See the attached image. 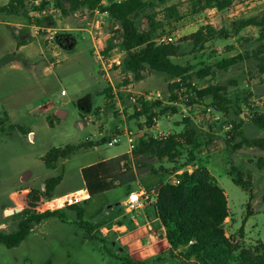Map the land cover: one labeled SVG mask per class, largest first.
Wrapping results in <instances>:
<instances>
[{"label":"rangeland","instance_id":"obj_1","mask_svg":"<svg viewBox=\"0 0 264 264\" xmlns=\"http://www.w3.org/2000/svg\"><path fill=\"white\" fill-rule=\"evenodd\" d=\"M191 1L168 0L166 5L156 2V12L165 6L176 5L183 15L181 21L157 31V39L163 35L176 34L177 42H180L205 26L210 25L219 30L230 27L236 20L264 14V0H235L227 11L209 9L196 15L191 13ZM8 2L0 0V6ZM35 4L38 5L39 1ZM55 9L51 4L46 10ZM150 13L152 11L148 8L145 14ZM27 14L31 19L37 18V13L30 9ZM143 15L134 19L141 31L148 28ZM52 18L53 22H47L51 24L47 26L56 29L57 33L73 34L76 42L67 41L68 49L65 50L55 41H47L44 36L35 37L44 52L36 68L33 60L27 61L25 54L18 53L17 44L21 40L20 33L27 34L29 40L33 39L32 21L25 14L0 18V120L5 123V131L0 132V230H14L19 220L17 215L32 205L34 199L31 193L25 192L18 196L29 198L28 204L17 202L16 206L14 204L12 208L4 210L10 202L11 194L19 187L34 185L37 186L35 191L40 192L43 191L40 185L45 179L60 175L64 177L60 190L65 191L75 185L81 187V167L129 152L130 137L136 147L138 141L147 136L161 138L162 134L168 136L181 133L188 128L184 126V120L189 119L190 127L196 130L197 137L195 147L186 148L178 160L183 167L175 171L174 164L166 160L158 162L157 166L162 165L168 170V176L157 174L142 177L141 187L150 190L164 181L174 183L178 176L186 172L193 174L199 167L207 168L228 197L230 218L226 220L227 235H232L234 240H240L246 245L255 244L259 240L264 242V151L248 148L235 150L227 145L233 121L243 123L242 130L247 138L264 137V129L252 122L254 111L263 110L264 76L259 75L258 62L253 59L226 71L214 68V74L204 80H198L194 75L205 67H215L223 59L257 49L260 45V30L255 27L246 28L237 37L208 45L212 49L204 53L193 52L192 42H187L182 44L183 55L174 58L176 63L193 68L190 74L194 78L195 87L220 85L227 88V96L232 105L225 115L214 110L210 98L196 103L189 101L182 91L172 92L170 86L173 81L166 74L147 71L143 80H136L132 73L125 71V52L119 45L120 29L115 31L120 24L113 17L105 16L100 25H93L92 14L63 17L61 12H57ZM93 28V35L100 32L97 38L105 41L106 46L109 40L114 39L115 46L105 57L119 59L121 65L108 69V74L103 71L92 49L89 31ZM37 44L34 43L28 49ZM227 48L232 49L228 52ZM49 66L52 68L46 71ZM62 90L67 93L64 98L61 96ZM105 94L106 98L103 96ZM146 96H150V99L145 100ZM176 97H183V100L173 101ZM144 102L154 108L153 113L158 114L161 107L170 106L177 108L178 114L156 117L154 124L149 125L151 123L147 117L135 116ZM245 102L250 103L251 109L242 112L239 105ZM48 104L55 107L54 111L64 110L67 116L60 119L54 111L43 114L40 108ZM37 106L40 108L36 109ZM6 113L15 115L18 126L15 130H11L14 123L7 118ZM48 116L52 117L53 127L49 126ZM30 132H34L33 137L29 136ZM115 136L120 137L118 144L109 146L105 143L82 149L65 164L60 161L56 170L49 169L42 160L54 148L78 146L85 142L101 144L103 139L109 141ZM231 166L249 172L253 185L251 194L233 183L229 175ZM23 179H26L25 185ZM133 188L138 189V186L134 184ZM16 197H13L14 200ZM127 198L128 188L117 187L79 205L85 212L82 219L76 209L68 207L62 210L61 218H50L36 226L19 247L8 249L0 245V264H128L124 259L131 257L127 255L123 242L112 238L103 240L99 232L101 227L108 226L116 217H122L128 227L133 226L134 217L140 224L147 222L143 209L137 208L135 213H126L124 205ZM16 209L23 211L14 212ZM86 223L89 227H85ZM155 229L159 230L160 225ZM241 229L244 232L243 238L240 235ZM92 236L98 239H91ZM158 257L162 260L159 261ZM143 262L197 264L173 259L169 253H161Z\"/></svg>","mask_w":264,"mask_h":264},{"label":"trees","instance_id":"obj_2","mask_svg":"<svg viewBox=\"0 0 264 264\" xmlns=\"http://www.w3.org/2000/svg\"><path fill=\"white\" fill-rule=\"evenodd\" d=\"M39 1V4L35 3ZM168 0H123L120 3H113L107 8H102L103 12H108L111 17L120 24L119 45L125 52L123 60L124 70L132 73L136 80H143L147 71L166 74L173 81L170 90L182 91L187 95L189 101L196 103L203 102L210 98L212 107L219 113L225 115L229 113L232 105L228 98L227 88L220 85H209L204 88L194 86V78L190 72L191 66H183L174 61V58L183 55V45L192 42V51L206 52L211 50L210 44L225 41L237 37L249 27L260 30V45L252 52L239 54L237 56L223 59L215 67L208 66L194 75L198 80H204L214 74V68L219 71H226L231 67L248 60L258 62L257 69L260 76H264V14L260 17L236 20L230 27L216 29L213 26H205L189 37L183 38L174 44H159L155 33L164 29L167 25L177 23L183 19L178 6H165L156 12V2L166 5ZM101 0H9L7 5L0 6V18L20 16L25 14L27 19L32 21V25L47 26V22L52 23V17L42 19L30 18L28 10L42 12L51 4L61 11L63 17H68L75 11L88 8L95 10L99 7ZM235 0H192L191 13L196 15L209 9H217L220 12L229 10ZM150 8L152 13L145 14ZM144 14L148 28L145 31L137 28L134 19ZM162 16L159 18V16ZM67 41L76 39L69 32L57 33L55 43L63 49H68ZM20 46V44H19ZM114 39L109 40L105 54L113 50ZM232 48H227L230 52ZM106 96V94H105ZM191 98V99H190ZM183 100V97L174 98L173 101ZM159 107H161L159 105ZM242 112L251 109L249 102L239 105ZM151 108L144 102L140 112L136 113V118L147 117L149 125H153L155 118L163 117L167 114L177 115L178 109L175 107H161L160 112L153 113ZM50 127L54 126L51 116L47 117ZM252 122L260 129H264V106L263 110L256 109L252 117ZM184 126L188 127L181 133H172L164 138L147 136L138 141L132 154H125L106 161L95 163L81 170V177L88 189L90 198L104 194L117 187H127L128 195L133 190V185L142 177L148 175L161 174L168 176V170L164 166H157L158 162L164 160L174 164V170L178 171L183 166L178 162L180 156L186 148H194L196 145V130L190 127V120H184ZM5 123L0 120V132L5 131ZM233 130L227 145L235 150L243 148L259 149L264 151V137L249 139L245 136L242 128L243 123L232 122ZM18 128L11 126V130ZM108 143L103 139L101 144L85 142L78 146H67L65 148H54L42 158L46 166L52 167L60 161H66L75 153L82 149L96 147ZM196 157V156H194ZM260 163L262 160L259 161ZM229 175L233 183L240 187L247 194L252 192V178L249 172L241 167L231 166ZM63 175L52 177L46 180L45 190L34 191V199L39 196L53 198L56 189L63 182ZM179 184L165 182L148 191L151 198L155 200L154 208L157 216L166 230V239L171 246L169 254L174 257L175 252L182 250L181 257L188 263L197 264H264V242L259 240L255 244L246 245L240 240L236 241L233 236L227 235L226 220L230 218L228 197L225 190L218 184L207 168H198L193 174L184 173L178 176ZM16 202L29 203V198L17 196ZM76 209L80 219L83 218L84 211L78 206ZM61 211L34 213L26 208L18 214V224L11 232L0 230V245L8 249L19 247L32 233L36 226L41 225L50 218H61ZM85 227L89 224H84ZM243 238V229L240 230ZM91 239H98L92 236ZM162 257V256H159ZM158 260L161 261L162 258ZM125 258V257H124ZM123 259V258H122ZM128 264H147L138 262L131 258L124 259Z\"/></svg>","mask_w":264,"mask_h":264},{"label":"crops","instance_id":"obj_3","mask_svg":"<svg viewBox=\"0 0 264 264\" xmlns=\"http://www.w3.org/2000/svg\"><path fill=\"white\" fill-rule=\"evenodd\" d=\"M13 26H16V25H13ZM19 37L21 38V40L19 41V43H17L18 45L20 44L19 49H18V53L19 54H25L24 58L27 61L33 60L36 63L34 68H36L41 63L40 61H42L41 56L44 57L43 56L44 52H43V49L41 47L40 42L37 39H35L34 34H33L32 40H29V38L27 37V34H21L20 33ZM34 43H38L37 44L38 46H34V48H31L29 50L28 48H30V46L32 47V45H34ZM51 68L52 67L49 66L45 70L49 71ZM66 96H64V97H66ZM103 96L106 98L105 95H103ZM64 97L62 96V98H64ZM38 108H40V107L37 106L36 109H38ZM40 109H42L43 114H50V113H52V111H54L55 107L52 104H48L46 106L43 105ZM53 113H56L57 117H59L60 119H63L67 116V113L61 109L55 110ZM6 115H7V118L9 117L13 121L14 125H16L15 115L13 113H11L10 115L8 113H6ZM16 115L19 116V114H16ZM33 134H34V132H30L29 136L33 137ZM128 136H129V133H128ZM125 154L131 155L132 151L130 150L127 153H121V154H117V155H114V156L109 157V158H104L98 162L106 161V160L116 158V157H119V156H122ZM66 162H68V160L62 162V164H65ZM98 162H96V163H98ZM60 164L61 163H57V164L53 165L52 167H48V166L47 167L51 170H56L57 166ZM93 164H95V163H91V164H88L84 167H81L79 169V172L81 173V170L83 168L91 166ZM47 179H49V178H47ZM47 179H45L43 181V183L40 185L42 190H45V181ZM25 180L26 179H23L24 185L26 184ZM63 180H64V178H63ZM165 182L166 181H164L163 183H165ZM161 184L162 183L156 185L155 187H153V189L148 190V189L141 187L140 179H139L138 182L136 183V185L138 186V189L133 188V190L134 191H139V190L151 191V190H154L156 187H158ZM60 187L61 186H59L56 189V191H55L56 194H66V193L73 192V191H76V190H79L82 188H86L84 181L82 182L81 187H78V188L75 185L73 188H68L65 191H62V190H60ZM36 188H37V186L30 185V186H22V187H19L18 189H16V191L11 194L10 202L7 206L4 207V210L7 211L8 209L12 208V205L15 204L13 197L21 195L20 193L29 192V193H31V197L34 199V191ZM90 199H92V198H90ZM87 202H85V203H87ZM85 203H83V204H85ZM154 203L155 202H153L151 205H146V206L138 208V210L139 209L144 210V214H145L146 219H147V222L145 224H140L138 219L136 217H134L132 220L133 226L128 227V225L125 223V221L122 220V217H116L114 219V222H112L108 226H103L99 229V232L101 233V235H102L101 237L103 238V240L112 238V239H116L118 242H123V245H124V247L128 253L127 255H129L131 257V259L138 261V262L150 260L151 258H153L156 255H159L161 253H169L171 246L167 242L166 230L163 227L161 221L159 220V218L157 216L156 209L154 208ZM15 206H16V204H15ZM62 210H64V209H62ZM62 210H59V211H62ZM136 211H134L132 213H135ZM126 213L132 214L127 210H126ZM84 215H85V212L83 214V217H84ZM158 225H160V229L156 230L155 227H157ZM181 252H182V250H178L177 252H175V256L173 257V259L178 258V259L184 260L180 255ZM192 262L193 261H191V263Z\"/></svg>","mask_w":264,"mask_h":264},{"label":"built area","instance_id":"obj_4","mask_svg":"<svg viewBox=\"0 0 264 264\" xmlns=\"http://www.w3.org/2000/svg\"><path fill=\"white\" fill-rule=\"evenodd\" d=\"M123 0H101L100 5L98 8L95 10H90L88 8H83L80 10H77L73 13L74 17H80L83 14H92L93 19H94V24H101L102 23V18L105 16H110L108 12H103L102 8H107L111 6L113 3H120ZM61 12L58 8L55 10H44L42 12H36L37 14L35 15L38 19H42L47 17V15H50V17H54L55 13ZM62 15V14H61ZM49 17V16H48ZM33 29V33L35 37H40L44 36L45 39L49 42L55 41V36H56V29L48 26H36L32 25L31 27ZM93 28L92 30L89 31V34L91 35L92 39V49L94 51V54H96L101 62V65L103 67V71L108 74L107 70L112 69L114 65H121V61L119 59H113V58H106L105 57V49H106V44L105 41L98 39V35H101L100 32H96L95 35H93ZM120 29V26H117L115 28V31ZM178 36L176 34H167L159 37L157 39V42L159 44H174L177 43ZM67 93L65 90L61 91V96H66ZM141 97V96H140ZM145 100L150 99V96H146L144 98ZM163 136L161 138L167 137V135L162 134ZM131 135H129L130 137ZM120 142V137L115 136L111 138L108 141L109 146H114ZM133 138L130 137V148L131 151L135 149V145L133 143ZM180 181L176 179L174 181V184H179ZM90 199V194L87 188H82L73 192H69L66 194H56L53 198L49 199L44 196H39L38 198H35L32 202L31 206H28L30 210H32L34 213L37 214H42L45 212H54V211H59L68 207H73V206H79L85 202H87ZM14 200V199H13ZM16 203V201L14 200ZM154 200L151 198L150 194L148 191L144 190H139V191H134L128 195L127 201L125 202V207L126 210L129 212H134L135 209L139 207H143L146 205H149L153 203Z\"/></svg>","mask_w":264,"mask_h":264},{"label":"water","instance_id":"obj_5","mask_svg":"<svg viewBox=\"0 0 264 264\" xmlns=\"http://www.w3.org/2000/svg\"><path fill=\"white\" fill-rule=\"evenodd\" d=\"M21 211H23V210H21V209H16L14 212H21ZM14 212H13V213H14ZM8 213H10V212H8ZM13 213H12V214H13ZM6 214H7V212H6Z\"/></svg>","mask_w":264,"mask_h":264}]
</instances>
